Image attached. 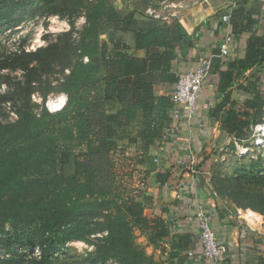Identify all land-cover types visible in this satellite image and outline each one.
Returning a JSON list of instances; mask_svg holds the SVG:
<instances>
[{
  "label": "trees",
  "instance_id": "16d2710c",
  "mask_svg": "<svg viewBox=\"0 0 264 264\" xmlns=\"http://www.w3.org/2000/svg\"><path fill=\"white\" fill-rule=\"evenodd\" d=\"M55 1L50 11L67 18L69 30L35 51L0 56V72L24 73L23 81L10 85V93L0 96V104L10 103L16 117L15 121H0V264H24L25 260L21 263L15 254L18 251H25L20 257L30 258L27 264H55L53 248L73 240L93 245L95 251L85 259L86 264H161L135 243V226L140 231L148 227L142 204L123 199L117 205L110 199L114 182L110 157L138 114L144 136H155L150 129L158 109L153 86L171 80L174 61L185 55L188 47L184 42L191 38L178 22L171 26L149 23L137 30L133 14L122 15L110 0ZM25 7L21 0H0V24L5 22L4 27L9 28L20 22L21 18L13 16ZM82 14L85 23L74 38L75 21ZM247 23L240 8L231 11L232 34H242ZM126 33L129 37L119 36ZM102 35L110 37V46L100 40ZM129 40L137 50L155 47L164 51L147 53L143 59L130 57L126 54ZM245 52L239 62L242 70L254 64L264 66L262 37L250 35ZM211 64L222 101L209 107L208 117L226 133L246 137L249 127L263 120L264 103H245L247 109H241L232 100L230 88L242 71L234 72V65L222 63L218 56ZM56 70L63 74L60 91L66 102L52 114L43 103H32L31 95L39 77ZM184 72L188 71L180 73ZM48 92L41 95L43 102ZM109 101L121 104V108L108 112ZM59 143L83 144L85 151L79 157L71 151L58 153ZM57 160L58 170L53 168ZM234 164L236 176L216 174L213 182L219 196L235 206L243 203L245 209L247 203L239 199L238 190L245 188L248 179L264 184V175H256L261 170L259 164ZM69 165L73 174L65 173ZM168 176L160 173L159 182ZM258 202V207L250 209L264 216V196ZM161 216L148 227V242L160 248L164 263L185 264L189 258L181 243H187L186 237L171 233L165 216ZM94 234L100 236L93 243L85 239ZM171 239L178 241L167 247ZM253 264H264V256Z\"/></svg>",
  "mask_w": 264,
  "mask_h": 264
},
{
  "label": "crops",
  "instance_id": "0c3cea01",
  "mask_svg": "<svg viewBox=\"0 0 264 264\" xmlns=\"http://www.w3.org/2000/svg\"><path fill=\"white\" fill-rule=\"evenodd\" d=\"M126 4L123 13L118 11L122 15L133 14L137 30L145 28L149 23L171 26L178 22L191 38L184 42L188 47L185 55L174 61L171 80L153 86L158 109L154 111L150 129L155 136H144L142 119L138 114L129 126L127 135L119 142L125 149L118 143L115 152L122 158L120 168L133 171L144 180L142 193L134 195L135 192H132L131 196L142 204L148 227L154 226L163 214L171 233L176 237H186L187 243H181V247L186 248L187 253L192 252L194 257L185 264H202L197 254L198 227L194 218L199 209L214 214L213 226L218 241L225 246L228 254L226 264H253L259 256H264L263 240L261 237L258 239L259 233L245 221L243 211L230 200L218 195L213 182L218 174L227 176L229 169L235 167V164H230L232 159L229 157L225 162H214L224 154L222 148L231 146L232 137V134L221 130L213 118L208 117L209 107L222 101V95L217 90V73L211 72L203 84L198 97L200 108L191 120L175 121L172 117L174 103L169 102L172 100L178 73L193 70L200 57L208 58L211 62L217 57L224 36L220 16L228 7L232 10L240 8L248 19L244 32L233 34L235 44L230 48L227 61L234 65V72L242 71L230 88L232 100L241 109H247L245 103H264V66L254 64L242 70L239 65L245 58L250 35L264 39V0H170L163 7L152 5L150 0ZM148 11H154L155 15H147ZM128 35L119 36L126 38ZM110 40L107 36L105 42L109 46ZM127 44L130 47L126 54L138 59L145 58L147 53L159 55L164 51L163 48L155 47L137 50L130 40ZM120 108L121 104L115 101L107 104L108 112H116ZM253 111L251 108L250 117H253ZM190 153L196 156V162L191 163ZM160 173L169 175L163 183L158 180ZM148 227L142 231L140 241H144L147 252H150L147 254H160V248L148 242ZM242 230L245 231L244 235L241 234ZM174 241L178 240L171 239L167 247Z\"/></svg>",
  "mask_w": 264,
  "mask_h": 264
},
{
  "label": "rangeland",
  "instance_id": "374dc122",
  "mask_svg": "<svg viewBox=\"0 0 264 264\" xmlns=\"http://www.w3.org/2000/svg\"><path fill=\"white\" fill-rule=\"evenodd\" d=\"M24 1L26 7L21 9L19 12L13 16L14 19L21 18V21L17 24H14L12 27H4V23L0 24V56L13 53L15 51L24 50L25 52L35 51L38 48L45 47L48 43L56 41L58 36L61 33H64L69 30V25L67 23V18H60L57 15L51 13L50 8L53 4L58 1L55 0H21ZM55 1V2H54ZM93 2L96 0H92ZM141 0H110V3L116 8L121 10L123 13V7H127L126 2L130 5L132 3L138 4ZM182 1V0H180ZM164 2V3H163ZM170 0H150L152 5H162L168 4ZM124 5V6H123ZM140 6V5H139ZM163 7V6H162ZM171 8L170 6H168ZM167 7V8H168ZM147 15H155L154 11H148ZM162 16V15H161ZM85 19L83 14L79 16L75 21V32L73 34L74 38L78 37V31L84 26ZM107 36H101L100 40L105 41ZM86 61V60H85ZM68 73L67 71L65 74ZM24 73L19 70H4L0 72V96L7 95L10 93V85H13L17 81H23ZM63 74L59 73L56 70L55 73L51 75L40 76L37 83H35V91L31 95L32 103L38 105H43L49 113H57L47 107V102L49 100L55 101L60 96H66L60 91V83L63 81ZM48 90L47 98L43 102L41 95L43 92ZM66 101V100H65ZM12 105L10 103L0 104V121H15L16 117L12 112ZM39 112V109L37 110ZM262 118L264 117V111L261 114ZM122 149H125L123 144ZM58 153L63 151H71L74 155L78 157L85 151L83 144L78 143H59L57 147ZM59 158V156H58ZM111 164H112V173H113V190L111 194V200L114 204H119L123 199H133L136 200L132 195V192H135L134 195L142 193L143 189V179L141 176L137 175L135 172H130L129 170L121 169L122 158L119 157L117 152L111 154ZM236 161L232 159L230 164L233 165ZM124 163V162H123ZM54 169H59V160L56 161V164L53 165ZM129 169V168H128ZM234 168L229 169L226 174L227 178H233L236 174L233 172ZM66 174H73V167L69 165L65 167ZM217 174V173H216ZM224 177V176H221ZM215 178V177H214ZM217 178V177H216ZM143 182V183H142ZM248 182V183H247ZM244 184L245 188L238 190L240 192L239 199L247 203V208L243 209L242 204L234 205L238 209L242 210L244 213V218L247 219L248 223L251 225L252 229L254 228L255 232L259 233V237L263 240L262 244L264 245V216L258 212L250 209L252 207H258L260 203L258 199L260 196H264V184L262 181L254 182L253 179H248ZM218 183V182H217ZM220 184V183H219ZM218 184V186H219ZM252 194V197L248 196V193ZM244 210H248L244 212ZM259 215L260 217H258ZM262 217V218H261ZM93 227H90V230ZM142 231H140L135 226L134 236L135 243L144 249L145 253L146 245L144 241H140ZM100 235H86L85 239L90 242H94L96 237ZM94 247L88 242L73 240L67 242L64 246L54 247V262L55 264H86L85 259L92 253H94ZM25 251H18L17 254L18 260H21V263L24 261V264H27V260L30 258L20 257L21 254ZM151 256V254H147ZM155 263L167 264L164 263L161 255H152L151 256ZM106 264H117L114 261H108Z\"/></svg>",
  "mask_w": 264,
  "mask_h": 264
},
{
  "label": "built area",
  "instance_id": "2783aa9c",
  "mask_svg": "<svg viewBox=\"0 0 264 264\" xmlns=\"http://www.w3.org/2000/svg\"><path fill=\"white\" fill-rule=\"evenodd\" d=\"M231 11L232 8H229L220 16V21L224 29V36L219 45L217 56L222 63H227L230 48L234 41V36L230 28ZM211 66L210 59L200 57L197 60L194 70L177 74V81L172 91V101L174 103L172 117L175 121L185 119L191 120L199 110V92L208 76L211 74ZM221 151H223L224 154L220 158H216L214 162H225L229 157L240 164H259L261 170L256 173V175H264V119L251 125L246 137L237 138L232 135L231 146L224 147ZM189 159L191 163L197 160L196 156L192 153L189 154ZM246 170L249 171L247 166ZM194 218L198 227L197 241L199 252L197 254L201 263L226 264L228 254L225 246L218 241L217 233L213 226L214 214L199 209L195 213ZM245 221H247V219H245ZM244 232L245 231L242 230L241 234L244 235ZM34 253L38 255V249H35ZM187 257L189 259L193 258L194 254L188 252Z\"/></svg>",
  "mask_w": 264,
  "mask_h": 264
},
{
  "label": "bare ground",
  "instance_id": "6f19581e",
  "mask_svg": "<svg viewBox=\"0 0 264 264\" xmlns=\"http://www.w3.org/2000/svg\"><path fill=\"white\" fill-rule=\"evenodd\" d=\"M65 103V98L64 96H60L59 98H57L55 101L53 100H49L47 102V107L53 111H59L63 105Z\"/></svg>",
  "mask_w": 264,
  "mask_h": 264
},
{
  "label": "water",
  "instance_id": "95a60500",
  "mask_svg": "<svg viewBox=\"0 0 264 264\" xmlns=\"http://www.w3.org/2000/svg\"><path fill=\"white\" fill-rule=\"evenodd\" d=\"M65 100H66V98H65Z\"/></svg>",
  "mask_w": 264,
  "mask_h": 264
}]
</instances>
